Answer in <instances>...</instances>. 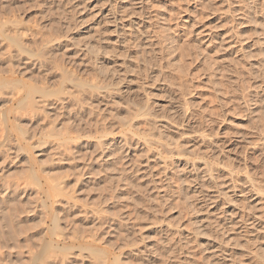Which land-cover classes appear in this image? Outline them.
I'll return each instance as SVG.
<instances>
[{
    "label": "rangeland",
    "instance_id": "374dc122",
    "mask_svg": "<svg viewBox=\"0 0 264 264\" xmlns=\"http://www.w3.org/2000/svg\"><path fill=\"white\" fill-rule=\"evenodd\" d=\"M0 264H264V0H0Z\"/></svg>",
    "mask_w": 264,
    "mask_h": 264
},
{
    "label": "bare ground",
    "instance_id": "6f19581e",
    "mask_svg": "<svg viewBox=\"0 0 264 264\" xmlns=\"http://www.w3.org/2000/svg\"><path fill=\"white\" fill-rule=\"evenodd\" d=\"M213 203H214V202H213ZM213 203H212V204H213ZM213 207H214V206H213ZM240 218H241V216H240ZM240 218H239V219H240ZM241 221H242V220H241ZM246 223H247V222H246ZM243 224H244V222H243ZM233 225H234V224H233ZM247 225H249V224L244 225V228L242 227V229H244V230L247 229L246 227H249V226H247ZM245 232H246V231H245ZM216 252H218V251H216Z\"/></svg>",
    "mask_w": 264,
    "mask_h": 264
}]
</instances>
